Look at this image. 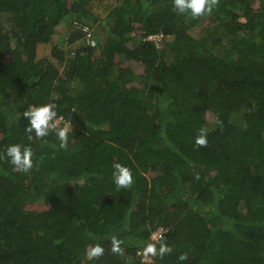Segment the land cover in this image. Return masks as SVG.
<instances>
[{
    "label": "trees",
    "instance_id": "trees-1",
    "mask_svg": "<svg viewBox=\"0 0 264 264\" xmlns=\"http://www.w3.org/2000/svg\"><path fill=\"white\" fill-rule=\"evenodd\" d=\"M93 2L0 0V154L34 152L28 173L0 160V264H264V0H219L199 18L173 0H117L101 20ZM66 19L67 48L54 42ZM49 102L72 122L67 150L25 132L24 111ZM114 162L131 188L114 184ZM160 225L173 252L145 261Z\"/></svg>",
    "mask_w": 264,
    "mask_h": 264
},
{
    "label": "clouds",
    "instance_id": "clouds-1",
    "mask_svg": "<svg viewBox=\"0 0 264 264\" xmlns=\"http://www.w3.org/2000/svg\"><path fill=\"white\" fill-rule=\"evenodd\" d=\"M218 4L219 0H173V10L177 14L190 13L192 18H199L210 15ZM92 46H95V42H92ZM56 109L57 105L55 102L30 105L23 113L24 118L28 121L25 132L29 134V140L33 138V133L37 139H43L50 133H54L59 141V147L67 150L69 146V133L73 131V125L72 122L65 121L62 117H59ZM217 123L222 125L221 121H217ZM207 134L208 130L206 128H200L195 136L194 147H207ZM33 156L34 152L31 145L16 143L9 145L6 151L0 154V160H7L15 170L28 173L33 168ZM112 168V178L116 187L118 189L131 188L134 183L131 168L120 162H114ZM196 179H199L198 175ZM122 243L121 239L113 235L111 237V252L122 256L124 254V250L121 247ZM104 252V247L97 243L86 249V256L90 260H95L103 256ZM172 252L173 248L166 242L163 231L158 229L152 233L150 242L142 250V255L146 260L155 257L163 259L165 255ZM187 259L188 254L186 252L178 256V260L180 261Z\"/></svg>",
    "mask_w": 264,
    "mask_h": 264
},
{
    "label": "rangeland",
    "instance_id": "rangeland-1",
    "mask_svg": "<svg viewBox=\"0 0 264 264\" xmlns=\"http://www.w3.org/2000/svg\"><path fill=\"white\" fill-rule=\"evenodd\" d=\"M117 3H118L117 0H94L91 8L95 13V15H97L101 20L103 17L107 15L109 10ZM100 20H98L97 22H93L91 21V19H88V21L93 22V28L96 30L97 34L100 37H103L107 33V28H106L107 25L102 26L100 24ZM68 34H69V22L68 19H66L57 26V31L54 35V42L67 48L69 45L67 44L65 39L68 36ZM51 47H52L51 43H38L36 48L38 56H43V55L50 56ZM28 209L33 210L38 218H45L49 215L50 212L49 204L41 201L31 203ZM6 258H8V256Z\"/></svg>",
    "mask_w": 264,
    "mask_h": 264
},
{
    "label": "built area",
    "instance_id": "built-area-1",
    "mask_svg": "<svg viewBox=\"0 0 264 264\" xmlns=\"http://www.w3.org/2000/svg\"><path fill=\"white\" fill-rule=\"evenodd\" d=\"M79 26L82 27L84 30L87 29L86 32H89V31H90V29H89V27H88L87 25H79ZM163 37H164V34H163L162 32H160V33H152V34H149V35L147 36V39L153 40V41H155L156 45H159V44L163 41ZM60 117H62V116H60ZM62 118H63V117H62ZM63 120H64V118H63ZM158 229H159V230H162V231H163V234H165L166 231H167V228H166V227L160 225V226H158V227H157L152 233L156 232ZM152 233H151V235H152ZM150 238H151V236H150ZM148 242H150V239H149L144 245H142V246L138 249V253L141 255L142 259L145 260V261H149V260H151V258H150L149 260H146V259L143 257V255H142V250H143L144 246H146V244H147Z\"/></svg>",
    "mask_w": 264,
    "mask_h": 264
}]
</instances>
